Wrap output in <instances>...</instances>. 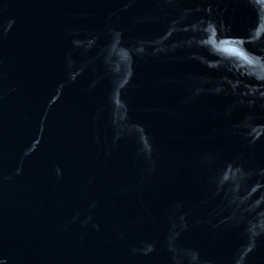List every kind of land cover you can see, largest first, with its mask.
<instances>
[{"label":"water","instance_id":"1","mask_svg":"<svg viewBox=\"0 0 264 264\" xmlns=\"http://www.w3.org/2000/svg\"><path fill=\"white\" fill-rule=\"evenodd\" d=\"M0 264H264V0H0Z\"/></svg>","mask_w":264,"mask_h":264}]
</instances>
